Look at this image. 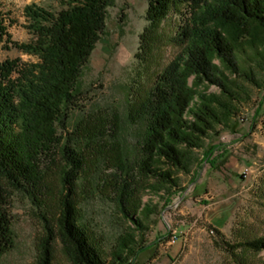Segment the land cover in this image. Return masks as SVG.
<instances>
[{"label": "rangeland", "instance_id": "rangeland-1", "mask_svg": "<svg viewBox=\"0 0 264 264\" xmlns=\"http://www.w3.org/2000/svg\"><path fill=\"white\" fill-rule=\"evenodd\" d=\"M65 1L0 0L11 39L27 42L33 38L25 26V5L36 3L58 11L68 7ZM149 4V0H113L108 7L105 33L82 68V93L68 111L65 124L57 125L61 136L57 149L42 160L41 183L36 188L32 183L20 188L0 172L11 222V244L0 264H36L49 229L54 233L53 264H73L58 235L64 145L80 152L74 196L78 219L106 259L131 234L138 254L129 256L134 264H264V251L239 248L233 257L223 243L264 236V29L248 24L255 42L248 45L245 42L250 37L245 36L243 51L237 54L240 74L215 60L238 101L218 86H195L194 77L189 78L197 91L216 94L221 110L235 105L238 112L230 120L233 128L219 127L220 134L207 140L206 147L193 150L199 163L192 165L190 174L178 173L183 190H169L133 170L142 130L134 117L135 105L150 79L181 50L173 41L181 14L173 10L154 35ZM6 59L38 60L0 41V63ZM215 142L229 146L231 152L226 163L213 169L203 159ZM124 160L129 163L126 174L122 172ZM245 168L247 175L242 172ZM127 192L132 193L130 207L137 210L142 227L123 213L120 195ZM169 232L179 236L175 243ZM160 236L165 239L154 244ZM144 247L148 248L139 252Z\"/></svg>", "mask_w": 264, "mask_h": 264}, {"label": "trees", "instance_id": "trees-1", "mask_svg": "<svg viewBox=\"0 0 264 264\" xmlns=\"http://www.w3.org/2000/svg\"><path fill=\"white\" fill-rule=\"evenodd\" d=\"M65 2L68 7L58 11L36 3L24 6L25 26L33 35L27 42L11 39L6 14L0 10V41L38 59L33 63L20 59L0 63V172L20 188L41 183L42 160L60 143L57 125L65 124L68 111L82 93L79 87L82 68L105 33L107 10L113 0ZM149 3L148 19L154 35L173 10L181 14V23L173 34V41L181 50L150 79V85L135 105L134 117L142 130L133 170L169 190L181 191L178 173L190 174L192 165L199 163L193 150L206 147L207 140L218 136L220 129L233 128L230 120L238 112L235 105L221 110L216 105L219 102L216 94L199 92L194 85L218 86L223 94L238 101L215 60L232 73H241L237 54L243 51L245 36L250 37L245 42L248 45L255 42L251 40L248 24L255 23L264 29V0H149ZM192 76L194 85L189 84ZM217 148V144H211L203 159L213 169L229 158V153L214 155ZM61 152L66 167L61 176L58 235L65 253L73 264H134L129 256L135 258L138 254L133 249L135 240L131 234L106 259L88 228L78 219L74 196L82 164L80 152L68 145L62 146ZM122 172L129 173L126 160ZM120 198L125 217L142 227L137 210L130 207L132 193L121 194ZM5 204L0 186V262L11 244V222ZM49 231L36 264H53L54 233ZM169 234L170 238L174 235ZM164 239L165 236L156 237L153 243ZM223 243L233 257H237L239 248L264 251V236Z\"/></svg>", "mask_w": 264, "mask_h": 264}, {"label": "crops", "instance_id": "crops-1", "mask_svg": "<svg viewBox=\"0 0 264 264\" xmlns=\"http://www.w3.org/2000/svg\"><path fill=\"white\" fill-rule=\"evenodd\" d=\"M248 133H251V131L249 130ZM218 145L217 150L215 151L214 155H216L217 153H229L230 154V150L228 149L229 146H226L224 143H214ZM232 174V173H231ZM242 174V173H241ZM238 175V174H237Z\"/></svg>", "mask_w": 264, "mask_h": 264}, {"label": "built area", "instance_id": "built-area-1", "mask_svg": "<svg viewBox=\"0 0 264 264\" xmlns=\"http://www.w3.org/2000/svg\"><path fill=\"white\" fill-rule=\"evenodd\" d=\"M247 171H248V168H245V169H244V171H243V174H244V175H247ZM171 242H174V243H175V242H176V240H174V241H171Z\"/></svg>", "mask_w": 264, "mask_h": 264}, {"label": "bare ground", "instance_id": "bare-ground-1", "mask_svg": "<svg viewBox=\"0 0 264 264\" xmlns=\"http://www.w3.org/2000/svg\"><path fill=\"white\" fill-rule=\"evenodd\" d=\"M248 172V171H247ZM175 234L172 236V240L171 241H174L175 240Z\"/></svg>", "mask_w": 264, "mask_h": 264}]
</instances>
